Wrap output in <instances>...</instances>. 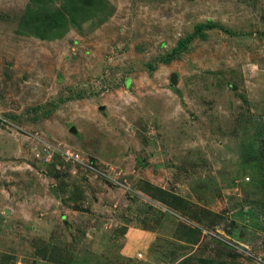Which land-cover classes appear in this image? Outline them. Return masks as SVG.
<instances>
[{
  "label": "rangeland",
  "instance_id": "374dc122",
  "mask_svg": "<svg viewBox=\"0 0 264 264\" xmlns=\"http://www.w3.org/2000/svg\"><path fill=\"white\" fill-rule=\"evenodd\" d=\"M75 3L0 0V264H264V0Z\"/></svg>",
  "mask_w": 264,
  "mask_h": 264
},
{
  "label": "trees",
  "instance_id": "16d2710c",
  "mask_svg": "<svg viewBox=\"0 0 264 264\" xmlns=\"http://www.w3.org/2000/svg\"><path fill=\"white\" fill-rule=\"evenodd\" d=\"M96 1L97 0H76L75 6H70V5L69 6H63V10H60V12L59 11L58 12L53 11V23H49V27L53 28L54 30H58L62 24L60 22V20H64L66 23H68V20L70 18H72L75 15V13H77L81 8H83V9H85L86 7L89 8ZM85 5H86V7H85ZM68 14H69V16L66 17V15H68ZM54 35L55 34L53 33V36Z\"/></svg>",
  "mask_w": 264,
  "mask_h": 264
},
{
  "label": "built area",
  "instance_id": "2783aa9c",
  "mask_svg": "<svg viewBox=\"0 0 264 264\" xmlns=\"http://www.w3.org/2000/svg\"><path fill=\"white\" fill-rule=\"evenodd\" d=\"M47 147V148H46ZM51 148H53L52 146H50V145H46L45 146V149H44V152H43V155H45V159L46 160H48L49 158L48 157H50V149ZM62 154H63V156H65V157H68V158H72V159H75L76 161H78L79 160V158H78V156H74L72 153H70L69 151H62Z\"/></svg>",
  "mask_w": 264,
  "mask_h": 264
}]
</instances>
